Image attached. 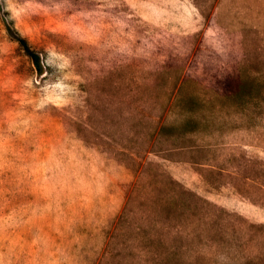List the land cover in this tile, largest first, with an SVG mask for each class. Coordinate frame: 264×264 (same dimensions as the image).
Returning <instances> with one entry per match:
<instances>
[{
  "label": "rangeland",
  "instance_id": "374dc122",
  "mask_svg": "<svg viewBox=\"0 0 264 264\" xmlns=\"http://www.w3.org/2000/svg\"><path fill=\"white\" fill-rule=\"evenodd\" d=\"M0 264H264V0H0Z\"/></svg>",
  "mask_w": 264,
  "mask_h": 264
},
{
  "label": "trees",
  "instance_id": "16d2710c",
  "mask_svg": "<svg viewBox=\"0 0 264 264\" xmlns=\"http://www.w3.org/2000/svg\"><path fill=\"white\" fill-rule=\"evenodd\" d=\"M37 59H38V57H37ZM37 65L39 66V72H41L42 73V68L40 67V61H39V59L37 60ZM199 125V120H197V119H189L188 120V122H187V124H186V128H185V131L186 132H192V131H195L196 129H197V126ZM165 128V126L163 127V129Z\"/></svg>",
  "mask_w": 264,
  "mask_h": 264
}]
</instances>
